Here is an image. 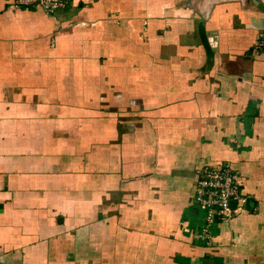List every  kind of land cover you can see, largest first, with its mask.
<instances>
[{
    "label": "crops",
    "instance_id": "obj_1",
    "mask_svg": "<svg viewBox=\"0 0 264 264\" xmlns=\"http://www.w3.org/2000/svg\"><path fill=\"white\" fill-rule=\"evenodd\" d=\"M0 0V264H264V0ZM245 203L206 225L204 166Z\"/></svg>",
    "mask_w": 264,
    "mask_h": 264
},
{
    "label": "built area",
    "instance_id": "obj_2",
    "mask_svg": "<svg viewBox=\"0 0 264 264\" xmlns=\"http://www.w3.org/2000/svg\"><path fill=\"white\" fill-rule=\"evenodd\" d=\"M7 9L20 10L38 8L46 14L63 10L70 0H7ZM264 49V33L252 47L253 54ZM235 206L232 207L231 203ZM245 203L238 181V172L228 163L204 166L195 184L192 205L203 214L206 225L216 223L215 219H229L238 213Z\"/></svg>",
    "mask_w": 264,
    "mask_h": 264
},
{
    "label": "water",
    "instance_id": "obj_3",
    "mask_svg": "<svg viewBox=\"0 0 264 264\" xmlns=\"http://www.w3.org/2000/svg\"><path fill=\"white\" fill-rule=\"evenodd\" d=\"M231 205H232V207H234V206H235V203H234V202H232V203H231Z\"/></svg>",
    "mask_w": 264,
    "mask_h": 264
}]
</instances>
